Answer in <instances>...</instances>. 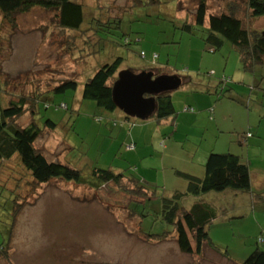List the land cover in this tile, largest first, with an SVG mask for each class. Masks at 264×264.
<instances>
[{
	"label": "rangeland",
	"instance_id": "374dc122",
	"mask_svg": "<svg viewBox=\"0 0 264 264\" xmlns=\"http://www.w3.org/2000/svg\"><path fill=\"white\" fill-rule=\"evenodd\" d=\"M81 1L86 7L81 33L63 32L62 38L54 11L35 9L16 16L17 29L5 39L0 54V74L9 82L6 102L20 97L30 102L37 95L40 99L66 80L81 83L95 67L120 57L118 74L130 71L136 76L163 69L183 82L170 93L175 113L163 121L155 116L128 117L120 110L108 113L82 99L81 86L74 94L54 96L47 109L40 105L37 119L25 111L17 120L20 126L31 119H50L57 127L54 132L43 130L36 148L49 161L80 170L87 184L56 180L37 186L18 158L0 163V185L18 203L13 204L12 224L11 204L0 203V264H240L258 246L264 251V243L258 244L259 239L264 241V67L245 72L236 48L220 35L222 45L212 54L205 42L206 29L183 30L197 0H143L131 6L129 0H100L101 9L96 0ZM229 2L210 0L209 14L224 12ZM244 5L239 12L243 25L253 34L264 32V17H243ZM99 12L110 16L102 17L109 25L99 28L97 20L93 24ZM87 23L99 29L91 44L99 43L100 52L85 64L82 33L94 39ZM124 38L130 45L105 47L108 41L120 43ZM206 95L211 100L205 107L208 111L203 108ZM188 108L193 112H186ZM210 152L239 157L249 168L251 184L249 191L209 192L182 201L185 209L203 201L216 211L207 228L211 246L198 259L180 252L173 240L149 241L140 232L138 217L127 209L140 201L131 183L122 188L109 183L96 190L88 184L91 170L120 171L140 178L155 190L156 198L168 197L186 188L175 172L202 176ZM154 206L152 200L140 205L138 212L153 217ZM141 228L151 235L171 230L156 219L145 221Z\"/></svg>",
	"mask_w": 264,
	"mask_h": 264
},
{
	"label": "trees",
	"instance_id": "16d2710c",
	"mask_svg": "<svg viewBox=\"0 0 264 264\" xmlns=\"http://www.w3.org/2000/svg\"><path fill=\"white\" fill-rule=\"evenodd\" d=\"M151 1L154 3L160 2L159 0ZM229 1L231 2L225 5L227 10L225 9L224 12L220 14L210 13L208 26H205V20L210 11V0H197L193 22H186L183 25V30L191 33L193 26L206 29L205 33L208 36L205 42L211 45L208 49L212 54L216 51L214 47L219 48L222 45V40L217 36L220 35L238 51L243 71L255 72L257 67H264V32L253 34L251 30L243 25L239 12L242 9V5L246 4V6L244 5L246 8L243 10L247 11L243 14V17L252 19L264 17V0ZM129 2L131 6L133 2H136L138 5L143 3V0H129ZM96 3L99 9L103 8L100 0H96ZM35 9L54 11L56 13L55 21L61 31L59 33L61 38L63 32L81 33L86 11V7L81 0H0V16L6 26L0 29V54L5 39L14 35V30L17 29L16 16L28 14ZM103 16L109 15L99 12L98 16L92 19L93 24L97 20L99 28L104 26L107 23V19L102 18ZM114 21L115 19L112 20L113 25ZM107 25H109V22ZM90 26L91 23L88 24L86 30L91 32V37L94 39L89 40V37L85 36V31L82 33L85 37L82 39V43L86 46L87 50H85L81 59L88 58L85 64H88L93 58L99 56L100 52L99 43L91 44L92 40H96V34L99 29L95 30ZM45 27L43 26L41 31L44 32ZM4 34L6 35L5 38ZM50 34L58 35V33L52 32ZM130 43L131 41L128 38H124L120 43L108 41L110 45L105 44V47L107 50H110L112 49L111 45L125 47L126 45H130ZM67 49L68 51L72 50V48ZM140 55L145 56L142 52ZM156 58L157 55L154 56L153 62H156ZM111 60V62L99 67L94 66L95 68L92 72H89V75H86L81 83L74 80H66L54 87L51 93L44 95L40 99L38 95L34 96L30 102L25 97H20L16 102H6L4 93H6L9 82L2 79L0 74V163L18 158L23 168L29 172L33 180L32 184L37 186L46 185L56 180L72 183L77 186L87 184L85 180L87 178L83 176L80 170L71 168L66 164L49 161L36 148L35 141L43 133V130L54 132L57 129L54 122L50 119H43L42 122L31 119V122L27 126L22 127L17 123V120L25 111L30 112V118L35 117L37 119L41 115V106L44 109L49 108L51 104L50 99H53L56 95L64 96L68 92H73L72 94H74L80 86L82 88V99L93 101L98 108L105 112H115L117 108L112 100V89L118 80L117 74L123 63V59L116 57ZM222 83L225 84V81ZM220 89L223 93V89ZM206 93L210 94L208 90ZM214 94L217 95V92L215 91ZM154 100L156 105L154 116L156 120L163 121L175 113L171 97L168 94H158L154 97ZM185 111L193 112L190 108ZM148 118L149 116L146 119ZM126 121L129 124L128 119ZM243 142H246V137L243 138ZM127 148L131 149V147ZM203 168L204 173L200 177L176 171V176L185 180L186 188L185 190H175L168 197L156 198L154 195L155 190L147 186L144 181L132 175L127 176L120 171L91 170L89 172L88 180L90 182L88 184L96 190L100 186L109 183L121 188L124 183H131L134 188L132 192L139 197L140 201L131 202L127 209L130 216L138 217L140 232L149 241L173 240L176 242L180 252L198 259L203 256V250L211 246L207 228L215 219L216 211L211 205L203 201H196L189 209H185L182 206V201L188 196L198 198L209 192H223L225 190L249 191L251 184L250 172L247 165L242 163L239 157L229 153L219 154L210 152L205 158ZM16 200L14 194L4 190L0 185V203L9 202L11 204L8 207L11 224L16 217V213L14 212L15 207H13V204H18ZM152 200L156 201V206L152 208L155 213L153 217L138 212L140 205H146L152 202ZM151 219L160 220L163 225L171 227V230H165L164 233L154 235L145 234L142 231L141 225H144L145 221H150ZM263 243L264 241L259 239L258 244L263 245ZM259 248L258 246V249L244 260L242 264H264V251Z\"/></svg>",
	"mask_w": 264,
	"mask_h": 264
},
{
	"label": "water",
	"instance_id": "95a60500",
	"mask_svg": "<svg viewBox=\"0 0 264 264\" xmlns=\"http://www.w3.org/2000/svg\"><path fill=\"white\" fill-rule=\"evenodd\" d=\"M147 75L145 71H140L136 76H132L130 71H121L117 75L118 80L112 89V100L117 110L128 117L144 120L156 110L153 107L154 97L163 91L175 89L174 85H167V81L171 82L172 78L152 79Z\"/></svg>",
	"mask_w": 264,
	"mask_h": 264
},
{
	"label": "crops",
	"instance_id": "0c3cea01",
	"mask_svg": "<svg viewBox=\"0 0 264 264\" xmlns=\"http://www.w3.org/2000/svg\"><path fill=\"white\" fill-rule=\"evenodd\" d=\"M182 1H184V0H181V2ZM180 2V3H181ZM183 3V2H182ZM208 15H210V14H208ZM209 17V16H208ZM187 18H189L188 16H187ZM0 19H1V16H0ZM189 20H191L190 22H193V15H190V19ZM205 22H206V20H205ZM206 26V25H205ZM148 71H153V73H154V75H156V77H165V79H168V78H172V80H171V82H170V80H168L167 82V85L169 84H172V85H174V88L175 89H178V87L180 86V85H182V81L180 80V79H178L175 75H173V74H171V73H166V72H163V69H162V71L160 70V69H150V70H148ZM152 79H155V77L153 76V78ZM177 80H178V83H176L177 82ZM187 81H189V80H187ZM170 82V83H169ZM175 89H171V90H169V91H167V92H165V91H163V92H161L160 94H168L170 97H171V95H170V93H171V91L172 90H175ZM206 92H207V90H206ZM205 92V93H206ZM207 94V93H206ZM210 95V94H209ZM209 95H206L207 97H203L202 98V100L206 103L205 104V106H203V108H204V111H208L207 109H205V107H209L210 106V104H211V100H210V97H209ZM212 96V95H211ZM198 100H200V97H196ZM209 98V99H208ZM172 100V99H171ZM202 101V102H203ZM203 102V103H204ZM173 103V102H172ZM174 106V105H173ZM155 110L154 111H152V113L149 115V117H153L154 116V114H155ZM207 249V248H206ZM195 259H197V258H195ZM240 264H242V263H240Z\"/></svg>",
	"mask_w": 264,
	"mask_h": 264
},
{
	"label": "flooded vegetation",
	"instance_id": "af4514ba",
	"mask_svg": "<svg viewBox=\"0 0 264 264\" xmlns=\"http://www.w3.org/2000/svg\"><path fill=\"white\" fill-rule=\"evenodd\" d=\"M145 72H146V71H145ZM146 74H148L147 76H149V77H151V78H153V76H154L155 78H157L156 75H154L153 71H147V72L145 73V76H146ZM176 83H178V80H177ZM153 107L156 108V105H154ZM153 107H152V109H153Z\"/></svg>",
	"mask_w": 264,
	"mask_h": 264
},
{
	"label": "built area",
	"instance_id": "2783aa9c",
	"mask_svg": "<svg viewBox=\"0 0 264 264\" xmlns=\"http://www.w3.org/2000/svg\"><path fill=\"white\" fill-rule=\"evenodd\" d=\"M129 149V148H128Z\"/></svg>",
	"mask_w": 264,
	"mask_h": 264
}]
</instances>
